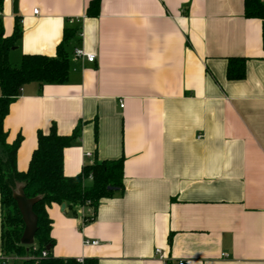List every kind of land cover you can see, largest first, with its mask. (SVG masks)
I'll return each instance as SVG.
<instances>
[{
	"label": "crops",
	"instance_id": "crops-1",
	"mask_svg": "<svg viewBox=\"0 0 264 264\" xmlns=\"http://www.w3.org/2000/svg\"><path fill=\"white\" fill-rule=\"evenodd\" d=\"M89 1L17 0L14 13L3 0L0 12L5 35L20 20L13 66L55 56L65 28L82 31L68 44L67 80L25 84L10 105L17 169L52 124L60 135L79 126L66 176L123 160V191L102 198L92 221L47 207L51 254L162 264L160 248L185 264H264V21L244 17L243 0H100L88 17ZM75 47L95 61L73 58ZM230 57L246 59L241 79L227 78Z\"/></svg>",
	"mask_w": 264,
	"mask_h": 264
},
{
	"label": "trees",
	"instance_id": "trees-1",
	"mask_svg": "<svg viewBox=\"0 0 264 264\" xmlns=\"http://www.w3.org/2000/svg\"><path fill=\"white\" fill-rule=\"evenodd\" d=\"M2 4L3 0H0V12ZM243 4L244 17L264 21L263 0H243ZM99 5L100 0H90L85 15L97 16ZM79 32L80 26L65 28L62 40L56 47L55 56L23 54L19 65L13 66L9 63L8 55L21 37L20 20L16 21L10 35L4 34L0 24V254L23 256L32 253L39 256L43 249L48 252L47 257L20 261V264H98L92 258H83V261L79 262L76 258H59L51 254L54 240L50 236L51 219L47 207L52 203H64L75 215L77 210L83 207L86 210L83 224H86L94 219L102 198L111 197L116 191H123L122 158L100 161L94 159L85 164L80 173L73 176L64 174L63 150L78 137L79 126L69 135L58 134L54 124L47 133L38 130L37 144L25 171H19L16 167L17 150L22 137L18 134L12 141H8V133L3 126L11 103L25 84H62L67 80L70 67L67 48L70 40ZM245 65L246 59L243 57L228 58L227 78L241 79L245 73ZM19 183L23 184L26 197L40 196L32 208L37 215L35 251L19 242L24 224L12 196Z\"/></svg>",
	"mask_w": 264,
	"mask_h": 264
},
{
	"label": "water",
	"instance_id": "water-1",
	"mask_svg": "<svg viewBox=\"0 0 264 264\" xmlns=\"http://www.w3.org/2000/svg\"><path fill=\"white\" fill-rule=\"evenodd\" d=\"M17 0H13L12 10L17 11ZM13 199L16 202L17 208L21 215L24 227L20 237V244L24 246L32 245L35 240V233L37 231V215L33 211V205L40 199V196L28 198L23 192V184L19 183L12 192ZM61 209H65V204L60 205Z\"/></svg>",
	"mask_w": 264,
	"mask_h": 264
},
{
	"label": "built area",
	"instance_id": "built-area-1",
	"mask_svg": "<svg viewBox=\"0 0 264 264\" xmlns=\"http://www.w3.org/2000/svg\"><path fill=\"white\" fill-rule=\"evenodd\" d=\"M68 22L72 23L73 20L69 19ZM81 35H82V31L80 29L79 36H81ZM72 57L75 58V59H81V60H84V61H87V62H94L95 58H96V55L94 53H87L82 48L75 47L72 50ZM86 156L87 157L90 156V153H86ZM82 209H83V207L80 208L79 212L81 213L82 223H83L84 213L81 212ZM85 243H88V241H85ZM90 243L91 244H96V241H91ZM27 247H32L31 248L32 251H35L37 249L36 245H35V242L32 245L27 246ZM154 252H155V255H156L157 259L162 264H185V261H183V260H176V261L173 262V260H171L168 256H166L161 251L160 248H155ZM47 256H48V252L45 249H43L40 252L39 256H35L32 253H28V254L23 255V256L0 254V264H12V262H15V261H24V260H29V259H37L38 257H47ZM78 261L82 262L83 259H78Z\"/></svg>",
	"mask_w": 264,
	"mask_h": 264
},
{
	"label": "rangeland",
	"instance_id": "rangeland-1",
	"mask_svg": "<svg viewBox=\"0 0 264 264\" xmlns=\"http://www.w3.org/2000/svg\"><path fill=\"white\" fill-rule=\"evenodd\" d=\"M12 264H13V262H12ZM14 264H20V262H15Z\"/></svg>",
	"mask_w": 264,
	"mask_h": 264
}]
</instances>
